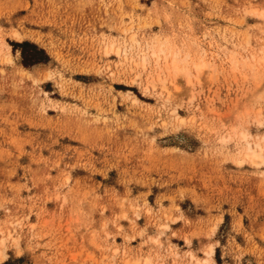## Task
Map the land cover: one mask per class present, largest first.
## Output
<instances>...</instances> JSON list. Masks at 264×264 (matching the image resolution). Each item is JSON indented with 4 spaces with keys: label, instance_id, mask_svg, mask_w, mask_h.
I'll use <instances>...</instances> for the list:
<instances>
[{
    "label": "rangeland",
    "instance_id": "374dc122",
    "mask_svg": "<svg viewBox=\"0 0 264 264\" xmlns=\"http://www.w3.org/2000/svg\"><path fill=\"white\" fill-rule=\"evenodd\" d=\"M247 144L264 0H0V264H264Z\"/></svg>",
    "mask_w": 264,
    "mask_h": 264
},
{
    "label": "trees",
    "instance_id": "16d2710c",
    "mask_svg": "<svg viewBox=\"0 0 264 264\" xmlns=\"http://www.w3.org/2000/svg\"><path fill=\"white\" fill-rule=\"evenodd\" d=\"M19 47L22 48V59L25 66H31L46 60L44 51L38 49L35 45L23 43Z\"/></svg>",
    "mask_w": 264,
    "mask_h": 264
},
{
    "label": "bare ground",
    "instance_id": "6f19581e",
    "mask_svg": "<svg viewBox=\"0 0 264 264\" xmlns=\"http://www.w3.org/2000/svg\"><path fill=\"white\" fill-rule=\"evenodd\" d=\"M19 36V35H18ZM13 37V36H12ZM164 51V50H163ZM163 51L161 52V51H158V52H160L161 54H163ZM155 52V51H154ZM168 52V51H167ZM159 54V53H158ZM165 55V54H164ZM156 57V56H155ZM163 57H165V56H163ZM167 57V56H166ZM161 58V57H160ZM168 58H169V56H168ZM163 61V60H162ZM167 62V61H166ZM164 63V62H163ZM177 63V62H176ZM196 66V65H195ZM176 67H178V66H176ZM176 67H175V70H176ZM181 69H184V70H186L185 69V67L184 68H181ZM181 69H177V72L176 73H174V74H179V73H181L182 71H180ZM188 69V68H187ZM175 70H174V72H175ZM184 70H183V74H184V77H186V80H187V83H190V81H189V79L187 78L188 77V74L186 73L187 72V70H186V72H184ZM180 71V72H179ZM182 74V75H183ZM159 80V79H158ZM157 81V80H156ZM153 81H151V83H152ZM242 137H245L244 136V134H243V136ZM241 137V138H242ZM248 145V147H247V151H246V153H245V158L248 160H251V162L253 163V161H254V163H253V165H258V162L259 163H264V156H263V153H264V147H261V146H259V145H255V148H252V147H250V145L249 144H247ZM244 157V156H243ZM245 162V161H244ZM250 162V161H249ZM147 263V262H146Z\"/></svg>",
    "mask_w": 264,
    "mask_h": 264
}]
</instances>
